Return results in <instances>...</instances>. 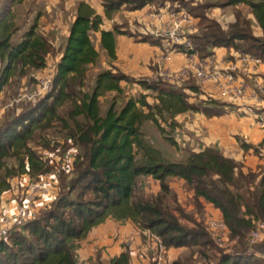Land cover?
I'll return each instance as SVG.
<instances>
[{
  "label": "trees",
  "instance_id": "1",
  "mask_svg": "<svg viewBox=\"0 0 264 264\" xmlns=\"http://www.w3.org/2000/svg\"><path fill=\"white\" fill-rule=\"evenodd\" d=\"M18 1L21 0L11 3ZM167 2L173 0H103V6L106 18L111 20L123 6L134 12L156 4L164 7ZM175 5H178L175 10H185L200 20V34L189 38L193 47L189 54L203 59L218 48L264 60V0H222L196 6L183 0ZM239 6L251 10L261 36L255 35L253 20ZM212 7L237 8L234 22L223 27L209 18L207 10ZM103 25L104 18L89 3L79 2L55 66L52 92L0 125V193L10 189L11 179L41 178L52 172L49 162L30 144L37 132L47 130L54 122L64 124L72 147L79 149L73 158L71 176H60L58 195L49 208L0 241V264H78L75 242L86 239L94 228L110 218L130 221L140 229L158 234L168 250L198 248L199 264H264V239L254 246L248 242L257 224H264V166L259 165L255 171L245 170L243 162L212 147L199 152L187 150L184 159L171 161L142 130L143 124L150 121L176 147L177 141L167 133L162 121L170 123L171 131L175 132L178 127L175 118L179 115L193 112L216 118L229 114L233 106L214 99L192 102L193 96L188 91L196 98L202 93L192 81L174 86L161 78H134L117 67L101 72L91 93L82 92L90 68L100 59L92 35L100 34V46L109 62L117 60V36L135 38L119 26L104 30ZM14 30L7 12H0V61L6 63L0 76V93L19 68L45 69L54 46L38 32L37 23L18 42L12 40ZM140 42L152 46L160 43L150 36ZM178 50L185 51L182 47ZM124 84L139 85L155 93L156 103L142 94L139 98H126L120 107L113 101L103 114L100 99L112 92L120 97ZM68 102L71 104L68 119L73 128L59 115V109ZM238 142L245 154L252 152L261 158L264 141L258 146L240 138ZM10 159L16 160V166H9ZM142 177L159 182L161 191L155 199L137 197ZM170 178L185 181L200 209L205 201L221 212L230 239L239 238L230 252L220 250L213 261L209 259L216 245L203 224L197 222L191 229L181 223L175 211L184 212L172 193ZM169 197L174 199L173 208L167 205ZM109 264H133L132 255L122 252ZM151 264H155L152 259Z\"/></svg>",
  "mask_w": 264,
  "mask_h": 264
},
{
  "label": "rangeland",
  "instance_id": "2",
  "mask_svg": "<svg viewBox=\"0 0 264 264\" xmlns=\"http://www.w3.org/2000/svg\"><path fill=\"white\" fill-rule=\"evenodd\" d=\"M85 1L91 4L95 8L97 13L101 11L103 12V0ZM179 1L183 0H173L172 3L167 2L164 7H159V4H156L157 7L151 6L152 9L149 8V11L157 12V10L159 11L161 9H165V11L175 10L178 6L175 4H177V2ZM185 1L188 4L190 3V6H196L197 4L204 5L208 2L218 3L222 0ZM78 2H80V0H21L18 1V3L13 4L11 3V0H0V12H7L10 22H13L14 25L15 30L12 38L13 42L20 41L21 37L31 28V26L37 23L38 32L41 35H43L42 32H45V35L43 36H45L49 41H54L55 43V45L51 47L50 54L47 57L48 65L45 69L24 70L19 68L16 74L3 87L0 93V125H2L6 120L12 117L18 116L26 108L34 106L52 92L51 91L49 93H43L40 91L39 87L42 79L46 77H55V66L60 59V55L63 52L65 43V37L63 36L62 31L64 30V27H67L70 24L71 18L74 15V11ZM238 9L241 10L246 17L250 18L251 20H255L254 16L251 14V10L248 7L239 6ZM236 10L237 8L233 7H212L211 9L207 10V16L211 19L217 20L223 27H227L230 23L234 22V14ZM140 11L144 10L142 9ZM149 11L145 12V14L142 15V12L137 14L136 12H131L129 10V7L123 6L121 10L114 13L113 19L105 20L103 27L113 29L114 26H119L120 28L129 31L138 42H140V39H142L143 37L150 36L153 37L154 40H158L160 43H163V41H161V38L156 36V34L158 32H165L166 27L162 28V26H156L152 21L148 20L147 17H151V13ZM192 17L193 20L187 25L186 28L188 38L199 35L201 30L200 20L196 19L194 16ZM59 26H61V28H59ZM253 30L255 35H257V33H260L256 21H254ZM191 32H193V34H191ZM92 40L94 42V45L100 52V59L98 63L95 64V66L90 68V72L87 74L86 86L81 90L84 93L92 92L95 87L96 78L101 72L111 70L112 67L119 68L118 66H116V62H109L106 54L103 53V50L98 43V37L96 35H92ZM189 41L191 42V39H189ZM5 65L6 63H2L0 61V76L3 74ZM151 67L152 72L153 70L154 72L156 70H159L157 66ZM131 74H134L135 76H137L136 78L139 79L152 78L156 76L158 72L152 77L130 72L129 75ZM152 79L155 80L156 78ZM161 79L167 83H171L174 86H184L185 84H189L186 83L187 81L185 79H181L178 81H174L173 79H171V81L165 80L163 77ZM259 81L260 83H264V76H262L261 78L252 79V83L250 84V86H253L252 89L256 88V82ZM199 84L202 85L201 83ZM124 86L125 87L123 88V95H121L120 97H118L117 93L112 92L106 94L100 99V106L103 114L106 113L113 101H117L120 107L125 103L126 98H139L142 94L149 95L148 101L153 104L156 103L154 99L155 93L146 91L139 85L124 84ZM204 96V93H201L198 98L193 96V98H191V101L197 102L199 100H206L204 99ZM207 96L208 95H206V97ZM262 96L263 94H260V98H262ZM207 99L210 100L214 98L208 96ZM233 107L235 108V106ZM243 108L249 109L252 116L260 114L262 115V113L264 112V107L262 105H253L249 107L245 106ZM70 109L71 104L69 102L65 103V105L59 109V115L61 116V118L69 121L71 128H73L74 124L68 119V112ZM190 116H192V114ZM79 120H82V118H80ZM194 121V117L193 119L191 117L188 119H183V121H178L175 118V122L178 125L175 132L171 131V128L169 126L170 123H168L167 121H162V124L163 126H165L167 133L169 135H172L178 143V146H176L175 150L173 149L174 146H172L169 141L165 139V136L161 134L154 123L150 121L145 122L142 126V130L146 134L148 140L157 149H159L167 159L171 161H178L179 159L187 155V149H196V135L195 133H192V131H190V129L188 128L191 124L195 123ZM185 126L188 128V130L185 128ZM68 139L69 130H66L64 124H62L61 122H54L47 130L37 132L34 140L30 144V146L45 161L49 162L52 168V172L48 173L47 176H44L45 181L50 186V191L48 194H46L45 197L40 199V204L37 205L39 208L37 209V217L40 216L43 210L49 208L53 201H55L58 195L59 185L61 184L60 176H71L72 174L70 173V171L73 164V158L78 153L79 149L72 147V143ZM177 153L179 154V156H176ZM8 164L10 167H14L16 166V160L10 159L8 160ZM26 180L27 176H19L11 179L9 180L11 186L10 189L0 193V224H3L5 221H10L13 224L12 228L17 227L14 226V222L17 216V211L22 204V199L26 191ZM155 181L156 180L152 181L151 177H142L141 179H139L136 189L137 197H144L150 200L155 199L161 191L159 183ZM1 182L2 179L0 178V183ZM168 183L172 188L173 195L178 201V205L184 212L182 213L175 211L176 215L179 217L181 223L184 226L194 229L196 227V223L198 222L199 224L201 223L204 227H206L208 218L217 217L213 214V211L207 209L204 204L203 206L201 205V209L198 207V203L196 202L193 193L187 187L185 181L176 178H170L168 180ZM167 205L172 208L175 206V202L172 197L168 198ZM111 219L117 220L115 218ZM128 238L130 237H125L123 252H127L128 250L126 251V249L130 250L136 248L135 242L130 243ZM186 249L187 251L178 255L175 263L171 262V264H199L200 256L198 253V248L192 247ZM220 250L223 249L216 246V249L210 251L211 255H209V259L213 261L215 255L220 254ZM137 257L139 256H136L135 258L138 259ZM151 259L153 260V258L151 257L149 260L146 259L148 264H151Z\"/></svg>",
  "mask_w": 264,
  "mask_h": 264
},
{
  "label": "crops",
  "instance_id": "3",
  "mask_svg": "<svg viewBox=\"0 0 264 264\" xmlns=\"http://www.w3.org/2000/svg\"><path fill=\"white\" fill-rule=\"evenodd\" d=\"M85 1V0H80ZM79 3V2H78ZM88 3V2H87ZM91 5V4H90ZM92 6V5H91ZM102 6V5H101ZM77 7V6H76ZM93 7V6H92ZM94 8V7H93ZM151 6L145 7L144 11H134L137 14L142 12V15L145 12L149 11ZM95 9V8H94ZM103 12H98L103 18L104 22L107 19L105 16L104 6L102 7ZM152 9V8H151ZM164 12L163 19L159 18H148V20L152 21L156 26L162 28L165 27L168 23H170L169 16L167 15L170 11H165V9H161ZM158 11V10H157ZM160 11V10H159ZM182 11V10H175ZM185 11V10H184ZM150 12V11H149ZM150 13H156L150 12ZM189 13V12H188ZM192 16V15H191ZM76 17V9L74 11V15L71 18L70 24L67 27H64L62 31L63 36L65 37L64 47L66 45L67 39L70 34V27L74 22ZM114 17V16H113ZM197 19V18H196ZM256 20H253V22ZM152 24V23H151ZM61 28V26H59ZM53 29V28H52ZM104 30H112L106 27H103ZM260 33H257V36H261ZM48 32V31H47ZM45 32H42L43 35ZM160 33V32H158ZM157 33V34H158ZM193 33V32H191ZM156 34V36H157ZM98 37V43L100 44V34H95ZM54 43V41H52ZM55 45V43H54ZM98 50V49H97ZM99 51V50H98ZM171 59L163 61V63L159 62V56L162 54V50L160 48H156L149 43L138 42L135 38L127 37V36H117V60L115 61L116 66L129 75V73H137L143 74L144 76H154L158 72V74L152 78L163 77L165 79V75L167 73H175L180 71L182 68L188 66L189 64L194 63L190 61L189 58L182 51L171 50ZM213 53L211 54L213 58L212 71H222L226 69L229 64L233 62H237L239 53H236L234 50H226V49H213ZM104 53V51H103ZM198 56V55H197ZM199 57V56H198ZM201 61L206 58H199ZM114 62V63H115ZM157 66L159 70L152 72V67ZM136 78L134 74H131ZM142 76V75H141ZM264 76V62L263 65L257 67H251L247 72H240L236 75L238 80L244 81L246 83V92L244 96L239 100H234L229 96H223L222 88L216 83H205L200 85L197 80L193 77L189 79H185L187 82L192 81L195 83L201 90L202 93L205 94L204 99H207L208 96L221 101L223 103H227L231 106H235L234 110L229 114L216 117V118H207L203 114L188 112L176 117V120L183 121V119H188L194 117V122L188 128L192 133L196 135V149L192 148L194 152H199L205 147L218 148L225 156L235 159L236 161L243 162L245 165V170H256L259 165L264 166V145L261 150V158L255 156L252 152L247 154L240 147V143L238 142V138L251 143L255 146L260 145L264 141V127H262L258 120H262L264 122V112L262 115L252 116L249 109H245L243 107L259 105L264 107V100L260 98L257 100L253 96V86H250L252 83V79L261 78ZM167 80V79H165ZM260 82V81H259ZM171 84V83H170ZM179 85V84H178ZM125 86L123 85L122 88ZM189 94L194 96L195 94L188 91ZM264 94V93H263ZM206 95H208L206 97ZM238 108V109H236ZM264 109V108H263ZM236 110V111H235ZM192 114V116H190ZM255 117V118H254ZM188 130V128L185 126ZM175 146L173 149L175 150ZM188 150V149H187ZM187 152V151H186ZM176 156H179L177 153ZM184 156L181 159H184ZM179 159V160H181ZM178 160V161H179ZM177 161V160H174ZM152 181L154 180L151 177ZM159 183L158 181H155ZM160 185V184H159ZM207 209L213 211V214L217 217H222L220 211L215 209L211 204L202 201ZM137 237V227L134 223L127 221H119L108 219L102 225L94 228L86 239L75 242V254L78 264H109L110 261L119 256L124 251V241L125 237ZM141 239L138 238L135 241L136 245H139ZM187 251L186 248H173L168 250V263L174 262L177 260L178 255ZM136 254H132V263L133 264H148L146 258L139 256ZM149 260V259H148Z\"/></svg>",
  "mask_w": 264,
  "mask_h": 264
},
{
  "label": "built area",
  "instance_id": "4",
  "mask_svg": "<svg viewBox=\"0 0 264 264\" xmlns=\"http://www.w3.org/2000/svg\"><path fill=\"white\" fill-rule=\"evenodd\" d=\"M159 12V13H158ZM164 12L157 11L151 13L152 18L163 19ZM170 23L165 27L166 30L163 33H158L157 36L161 38L163 43L156 45V48L162 50V54L159 56V62L171 59V50H178L179 47L185 49L184 54L194 63L182 68L175 73H167L165 79L171 81H178L181 79H190L193 77L198 83H216L221 86L223 96L234 100H239L244 96L246 92V83L239 81L236 75L240 72H247L251 67H257L263 65L264 60L261 58L252 57L249 55H239L237 62L229 64V66L222 71H212V65L214 63L212 56L206 57L205 60H200L196 54H189L190 50H193L192 44L187 36V25L193 20V17L187 11H169L168 14ZM193 34V33H191ZM163 37V38H162ZM179 51V50H178ZM54 77H46L42 79L40 84V91L49 93L53 88ZM256 88L253 90V96L259 100L260 94L264 93V83L256 82ZM46 93V94H47ZM258 123L264 127V122L258 120ZM48 175V174H47ZM45 175V176H47ZM26 191L23 196L21 206L17 211L14 226L10 221H5L0 224V241L6 239L14 229L22 228L23 225L37 218V209L40 203V199L46 196L50 191L49 184L45 181L44 176L41 178H31L27 176ZM137 227V226H136ZM207 233L212 238L216 246L223 250L231 251L232 247L239 241V238L231 240L226 224L220 217L208 218L206 227ZM264 224L258 223L256 228L253 229L249 236L248 242L250 245L260 243L263 238ZM138 238L141 239L139 245H136L135 249H126L138 256H142L146 259L153 258L155 264H168V248L166 247L163 239L156 233L150 230H144L137 227V237L131 236L129 242H135ZM127 251V252H128Z\"/></svg>",
  "mask_w": 264,
  "mask_h": 264
}]
</instances>
